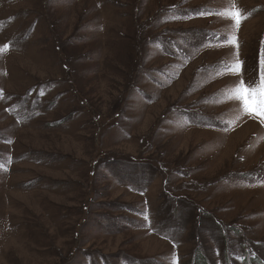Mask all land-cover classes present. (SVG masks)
Wrapping results in <instances>:
<instances>
[{
    "label": "rangeland",
    "instance_id": "rangeland-1",
    "mask_svg": "<svg viewBox=\"0 0 264 264\" xmlns=\"http://www.w3.org/2000/svg\"><path fill=\"white\" fill-rule=\"evenodd\" d=\"M234 2L238 48L227 0H0V264H264V126L217 74L258 82L264 0Z\"/></svg>",
    "mask_w": 264,
    "mask_h": 264
},
{
    "label": "snow or ice",
    "instance_id": "snow-or-ice-1",
    "mask_svg": "<svg viewBox=\"0 0 264 264\" xmlns=\"http://www.w3.org/2000/svg\"><path fill=\"white\" fill-rule=\"evenodd\" d=\"M201 15H216L222 19H231L234 21L233 31L231 34L225 35L224 43L236 45L237 37L235 31L239 29L241 21L247 19L248 14H242L237 8L234 0H227L226 6L222 10L213 12H202ZM9 50V45L0 47V54ZM243 62L239 60L238 54L232 62L225 60L223 67L218 71V75L232 74L239 77L238 81H234L224 90V98L228 101H238V115L236 120H240L243 116L250 119H257L264 126V60L261 61V72L258 82L245 81L242 75ZM0 93V98H2ZM234 123V122H233Z\"/></svg>",
    "mask_w": 264,
    "mask_h": 264
},
{
    "label": "trees",
    "instance_id": "trees-1",
    "mask_svg": "<svg viewBox=\"0 0 264 264\" xmlns=\"http://www.w3.org/2000/svg\"><path fill=\"white\" fill-rule=\"evenodd\" d=\"M191 203H192V205H195V203L194 204H193V202H191ZM200 252L197 253L198 254L197 257H199V262L202 263V261H201L202 260L201 259L202 258V253H200Z\"/></svg>",
    "mask_w": 264,
    "mask_h": 264
}]
</instances>
